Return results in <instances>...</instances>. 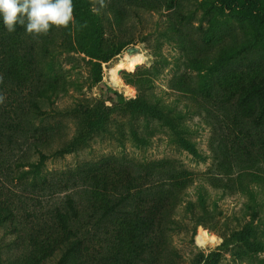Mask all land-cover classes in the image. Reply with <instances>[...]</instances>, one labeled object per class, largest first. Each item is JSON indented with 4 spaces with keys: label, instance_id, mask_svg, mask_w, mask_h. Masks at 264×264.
Here are the masks:
<instances>
[{
    "label": "rangeland",
    "instance_id": "rangeland-1",
    "mask_svg": "<svg viewBox=\"0 0 264 264\" xmlns=\"http://www.w3.org/2000/svg\"><path fill=\"white\" fill-rule=\"evenodd\" d=\"M240 1L73 0L39 36L0 16V264H264V112L236 104L264 15Z\"/></svg>",
    "mask_w": 264,
    "mask_h": 264
},
{
    "label": "clouds",
    "instance_id": "clouds-1",
    "mask_svg": "<svg viewBox=\"0 0 264 264\" xmlns=\"http://www.w3.org/2000/svg\"><path fill=\"white\" fill-rule=\"evenodd\" d=\"M96 3L105 6L104 0H93L94 12L99 11ZM0 16L8 32L15 31L19 24L28 34L46 35L53 26L68 27L73 22L74 4L73 0H0ZM3 100L0 95V103Z\"/></svg>",
    "mask_w": 264,
    "mask_h": 264
},
{
    "label": "trees",
    "instance_id": "trees-1",
    "mask_svg": "<svg viewBox=\"0 0 264 264\" xmlns=\"http://www.w3.org/2000/svg\"><path fill=\"white\" fill-rule=\"evenodd\" d=\"M225 3H228V0H224ZM240 5H248L252 7L254 10H256L258 13H261V15H264V0H244L240 1ZM229 5V4H228ZM97 25V24H96ZM98 26V25H97ZM22 29L21 25L17 24L16 29L14 32H18ZM99 58H102L103 61L107 60L112 54L110 53H104L102 52L101 55L95 53ZM264 95V79H261L259 81H251L247 84L241 85L237 88V98H236V104L237 106L243 107L250 103H255V98L258 97V104L260 105H254L253 110L250 113V117H252L255 124H259L260 118L263 115L264 108H263V101L262 96ZM0 128H3V130L6 128L4 125ZM0 209H4L3 206H0ZM56 219L57 222L63 230L70 231V217L62 212H56ZM78 242H80V239L78 238L74 244L77 246Z\"/></svg>",
    "mask_w": 264,
    "mask_h": 264
},
{
    "label": "bare ground",
    "instance_id": "bare-ground-1",
    "mask_svg": "<svg viewBox=\"0 0 264 264\" xmlns=\"http://www.w3.org/2000/svg\"><path fill=\"white\" fill-rule=\"evenodd\" d=\"M127 61H128V59H127V60L125 59V61H123V62L121 61L117 67H118L119 69L122 70L123 66H124L125 64H127V63H126ZM129 62H131V61L129 60ZM119 69H118V70H119ZM113 80H114L115 83H118V84L120 83V84H121V81H120V78H119V77H116V76H115V77L113 78ZM205 239H207V238H201V241L204 242Z\"/></svg>",
    "mask_w": 264,
    "mask_h": 264
},
{
    "label": "water",
    "instance_id": "water-1",
    "mask_svg": "<svg viewBox=\"0 0 264 264\" xmlns=\"http://www.w3.org/2000/svg\"><path fill=\"white\" fill-rule=\"evenodd\" d=\"M134 50V48H130L129 51L132 52Z\"/></svg>",
    "mask_w": 264,
    "mask_h": 264
}]
</instances>
